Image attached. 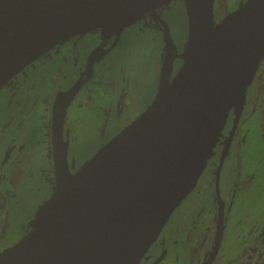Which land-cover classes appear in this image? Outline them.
Here are the masks:
<instances>
[{"label": "water", "instance_id": "obj_1", "mask_svg": "<svg viewBox=\"0 0 264 264\" xmlns=\"http://www.w3.org/2000/svg\"><path fill=\"white\" fill-rule=\"evenodd\" d=\"M170 1L0 0V88L58 44L116 24L112 49L135 18ZM215 1L183 0L188 37L180 68L172 77L176 45L165 24L153 101L79 168L69 162L62 134L65 113L86 80L57 94L53 193L31 229L0 252V264H136L148 250L197 185L231 106H243L264 58V0H240L219 21ZM222 227L219 219L206 264Z\"/></svg>", "mask_w": 264, "mask_h": 264}, {"label": "flooded vegetation", "instance_id": "obj_2", "mask_svg": "<svg viewBox=\"0 0 264 264\" xmlns=\"http://www.w3.org/2000/svg\"><path fill=\"white\" fill-rule=\"evenodd\" d=\"M239 1L240 0H232L226 8L227 11L225 13H220L217 6L218 0H216L215 20H221ZM167 4L135 18V20L129 23L123 30L122 38L112 49H110V47L116 38V24L70 38L58 44L41 58L36 60L39 61L47 58L51 60V65L55 64L46 71L47 73L44 75L40 85H36V80L26 82L28 77H24L25 70L32 65L33 62L10 77L0 88V96L1 93L8 88V94L4 97L5 99L1 100V103H3L5 107L8 106L14 111L18 110L19 113L23 114L22 116H18L16 123L13 122L11 116L4 119L3 122L0 121L2 125H14L12 126L13 132L9 135L10 141L9 139L8 141L3 140V132L0 134V139H2V141H0V207L5 208L8 211L11 207L6 201L13 204V208H11L9 212L11 215L10 222L6 227V229L9 227V230L0 233V252L16 243L31 229L28 222L32 221L33 223L36 215L43 206L41 205L38 211L37 208H34V211L26 215L24 219L21 217V212L20 216L14 211L15 207L20 211L26 203L28 198L27 184L28 189L31 192H36V190L40 191V199H42V181H45L44 188L49 191L46 200L51 196L52 190L54 189L55 178L51 136V108L59 92L67 90L78 78L86 80L85 84L76 94L70 107L65 113L62 134L63 139L68 143V160L70 163L74 162L76 168H79L84 162L92 157L104 143L131 123L153 101L159 85L160 70L157 74L155 73V93L150 102L140 111H137L125 126L117 131L115 130V133H110V131L108 134H105L100 126H102L105 121L106 113H110L112 103L109 100L110 103L105 106L100 104V94L89 90V85L92 84L98 76L104 75V71L109 65H112V63L115 65V59L120 58L118 57L120 54L116 55L115 51L121 46L125 33L131 29L132 25H135L134 22L137 21L139 17L141 18L142 24L155 22L159 25L160 33L163 35L159 54V69H161L165 54L164 27L165 24L168 25V22L162 17L160 10ZM187 20L186 13L187 32L185 34V46L179 48L172 37L176 45L172 77L176 74L183 62V53L185 51L188 37ZM100 29L102 30L99 33L98 31H100ZM94 32H98V34H95ZM77 37H80V41L73 42ZM113 55L115 57H112ZM109 58L114 60L110 59L107 62ZM263 61L264 58L256 70L243 106L240 108V105L237 104L238 101L231 106L225 125L221 130L222 135H220L216 143L215 154L200 176L197 185L192 190V192H201V196L205 198L204 220L206 219L207 225L204 233L205 239H203V237L196 231H189L184 224L181 223L180 226L174 222V219L176 218L175 215L180 214L178 212V206L168 221L164 224L148 250L136 264H182L181 261L185 258H187L189 263L206 264L214 245L216 244L219 219L223 225L221 228L222 234L218 250L210 264H249L250 257H253L256 251V254L262 256L261 248L264 247V221L255 224L251 228V234L248 235V238L251 237V241L244 239L240 244L235 245V248L226 246L225 241L228 227L233 223V214L238 207V202L241 201L239 199L242 197L243 193H246V190L249 187L250 189L252 188L253 181L257 174L248 173L241 161L251 147L250 142L252 141L253 127L250 121L255 116H258L259 113L264 115ZM54 66L56 67L55 69L53 68ZM45 69H47V67ZM65 69H67L66 72ZM116 69H119V67L115 66L113 68V76L115 75ZM111 81L112 79L109 78L108 81L105 82L107 83L106 88H111ZM113 86H115V83H113L112 87ZM49 88L52 90L51 100L47 101L48 105H46L45 102ZM21 89H23V91L19 98ZM17 94L18 97L16 98ZM15 99L16 102H14ZM40 104H42V108H44L46 113L48 112V116L45 117V112L42 113L41 117L36 115L39 111L36 109ZM83 108H86L88 111H84ZM79 110H83L86 115L89 113L95 114V122L93 125L95 126L97 124V126L100 127L102 134V142L99 143L96 149L86 158L80 156V160L76 158L75 153L72 151L73 145L77 146V144L81 142L80 137L83 135V131H85L84 127H86L84 123L85 117L81 115L82 112L77 114V111ZM236 117H238V119L237 124L235 125ZM36 121H39L40 124L42 121H45L43 126L41 125L38 130L35 129ZM28 123L31 125L33 124L30 129L28 128ZM220 125V122L217 123L213 129H217ZM27 134H30V137H36L34 142L38 143V147L34 149V156L27 153L30 147L27 143V140H30V137H28ZM261 138L264 139V128L262 127L260 142H258V144H261ZM262 145L263 146H259L258 153L261 157L260 163L264 164V144ZM234 154L237 162L233 161ZM20 165L23 166V168L28 167L29 165L25 175L22 173L21 175H16L15 172L17 171L12 169L13 167L17 168ZM263 174L264 172L262 173V176ZM218 189L219 194L217 193ZM37 199L39 198L37 197ZM259 208L262 209V207ZM171 222H173V225L171 228H168V224ZM4 233H7V236H5ZM241 233L245 235V232ZM167 260H171V262L167 263Z\"/></svg>", "mask_w": 264, "mask_h": 264}, {"label": "rangeland", "instance_id": "obj_3", "mask_svg": "<svg viewBox=\"0 0 264 264\" xmlns=\"http://www.w3.org/2000/svg\"><path fill=\"white\" fill-rule=\"evenodd\" d=\"M230 2H232V0H218V11L220 13H225ZM160 12L162 13V17L168 22L171 35L176 44L179 48L185 46L187 26L186 9L183 0L171 1L169 4L164 6ZM134 23L135 25H132L131 29L125 33L121 46L116 49V53L114 52L116 55L120 54V56H118L120 58L117 57L118 59H115V65H113V63L112 65H109L104 71V75L98 76L93 83L89 85V90L100 94V104L105 106L110 103L109 100L112 103L110 113H106L105 121L103 125L100 126L101 130L105 134H108L110 131V133H112L125 126V124L137 111H140L150 102L153 94L155 93V73L157 74L160 70L159 54L163 35L160 33L159 25L155 22L142 24L141 18L139 17ZM101 30L102 29L98 32L100 33ZM98 32L94 33L98 34ZM79 41L80 37L73 40V42ZM112 57L115 56L113 55ZM111 58H109L107 62ZM51 64V60L47 58L34 62L25 70L24 77H28L26 82L36 80V85H40L44 75L47 73L46 71L55 65ZM113 66L119 67V69H116L114 76ZM46 67L47 69H45ZM53 68L55 69L56 67L54 66ZM66 71L67 69H65V72ZM109 78L112 79L110 84L111 88H106L107 83L105 82L108 81ZM113 83H115V86L112 87ZM22 91L23 89L20 90L19 98L21 97ZM7 92L8 88L5 89L0 96V121L3 122L4 119L11 116L13 118V122L16 123L18 116H22L23 114L19 113L18 110L14 111L8 106L5 107V105L1 103V100L5 99L4 97L8 94ZM51 92L52 90L49 88L48 96L45 102L46 105H48L47 101L51 100ZM17 97L18 94L16 98ZM14 102H16V99ZM36 110H39L36 114L38 117H41L43 112H45V117L48 116V112L46 113L44 108H42V104H40ZM83 110L88 111L86 108H83ZM83 110L77 111V114L82 112L81 115L85 117V131H83V135L80 137L81 142H79L77 146L73 145L72 147V151L75 153L78 160H80V156L82 158L89 156L96 149L97 145L102 142L100 127H98L97 124L95 126L93 125L95 122V114L89 113L86 115ZM45 121H42L41 124L39 121H36L35 129L38 130L41 125L43 126ZM1 122L0 134L3 132V140L8 141L9 139L10 141L9 135L13 132L12 126L14 125H2ZM250 122L253 127L252 141L250 142L251 147L246 152V156H243L241 162L248 173L257 174L255 180L253 181L254 183L252 188L250 189L249 187L246 190V193H243L242 197L239 199L241 201L238 202V207L233 214V223L228 227L225 245L231 246L232 248H235V245L240 244L244 239L251 241V237L248 238V235L251 234L252 231L251 228L255 224L264 221V174L262 176V173L264 172V164L260 163L261 157L258 153L259 146H263L262 144H264V139L262 138L261 144H258L261 137V127L264 128V115L259 113V115L252 118ZM32 125L28 123V128L30 129ZM27 136L30 137V134H27ZM35 140L36 137H30V140H27V143L30 146L27 153L32 156H34L35 153L34 149L38 147V143L34 142ZM0 141H2V139H0ZM233 161L237 162L235 154L233 155ZM28 167L23 168V166L20 165L17 168L13 167L12 169L17 171L15 172L16 175H21V173L25 175ZM44 184L45 181H42V199H40V191L36 190V192H31L28 189L27 184L28 198L25 205L20 209V211L17 210V207L14 208V211L17 214L20 215L21 212L22 216H20L23 219L30 212L32 213L34 208H37L38 211L40 206L46 202L49 191L44 188ZM37 197L39 199H37ZM204 199L205 198L201 196V192L198 193V191H191L179 205L178 212L180 214L175 215L176 218L174 219V222H176L177 225L179 224L181 226V223L184 224L189 231H196L203 237V239H205L204 233L207 226L206 219L204 220ZM6 202L11 208H13L12 203L8 201ZM259 207H262V209ZM10 210L7 211L5 208L0 207V233L9 230V227L8 229H6V227L10 222ZM28 223L32 226V221ZM172 225L173 222L169 223L168 228H171ZM185 231L187 232L186 229ZM241 232H245V235ZM4 235L7 236V233H4ZM262 248V256L256 254V251L254 256L250 257L249 264H264V247ZM169 262H171V260H167V263ZM181 262L182 264H194L189 263L187 258L183 259Z\"/></svg>", "mask_w": 264, "mask_h": 264}]
</instances>
